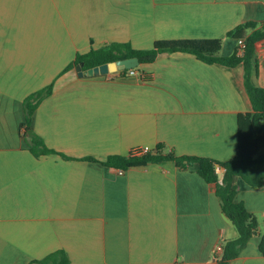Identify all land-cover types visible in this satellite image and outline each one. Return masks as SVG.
<instances>
[{
  "label": "crops",
  "instance_id": "1",
  "mask_svg": "<svg viewBox=\"0 0 264 264\" xmlns=\"http://www.w3.org/2000/svg\"><path fill=\"white\" fill-rule=\"evenodd\" d=\"M249 20L264 21V0H0V264L56 249L72 264H216L214 246L236 229L197 163L104 160L160 142L178 155L234 156L237 115L252 110L242 64L165 51L133 75L61 71L112 41L149 48L219 37L220 54L231 55L238 40L227 32ZM255 56L252 80L264 86V38ZM51 82L29 126L69 157L35 155L22 130L25 98ZM235 200L256 215L259 233L230 264H264V185L239 178Z\"/></svg>",
  "mask_w": 264,
  "mask_h": 264
},
{
  "label": "trees",
  "instance_id": "2",
  "mask_svg": "<svg viewBox=\"0 0 264 264\" xmlns=\"http://www.w3.org/2000/svg\"><path fill=\"white\" fill-rule=\"evenodd\" d=\"M227 35L243 39L245 46L240 52L239 46L231 55H221L222 39L219 37L202 38H166L155 40L149 48H135L128 41H112L94 47L81 53H76L61 72L76 68L82 62L86 69L105 62L126 57L137 56L139 63L149 62L161 52L186 51L197 58L213 63L218 62L228 66L241 63L243 66L244 86L252 104L251 111L240 112L237 115V151L227 160H218L210 156L178 155L172 150L166 151V145L157 143L144 154H110L104 163L127 168L133 165H143L148 162L174 160L178 166L188 167L198 164L197 171L208 182L216 184V194L220 200L221 210L236 229V235L222 241V251L215 257L216 264H230L248 240L259 233V222L256 215L247 209L242 201H236L238 179L241 178L252 187L264 185V86L253 82L252 77L258 71V58L255 56L256 42L264 38V21H245L227 32ZM138 68V66H136ZM60 72V73H61ZM54 82L31 92L24 100L25 121L22 130L26 136L29 148L35 155L59 153L69 157L54 148L49 147L44 140L29 126L31 115L46 95L52 91ZM87 159L94 160L93 157ZM217 167L224 169L219 177ZM260 250L264 252V234L260 242ZM28 264H72L63 249H56L41 258L32 259Z\"/></svg>",
  "mask_w": 264,
  "mask_h": 264
},
{
  "label": "water",
  "instance_id": "3",
  "mask_svg": "<svg viewBox=\"0 0 264 264\" xmlns=\"http://www.w3.org/2000/svg\"><path fill=\"white\" fill-rule=\"evenodd\" d=\"M82 62L76 65V70L81 76H92L98 74H106L109 72H116L119 70L136 67L139 63V58L137 56L126 57L118 60H113L109 62L102 63L100 65H95L88 67L86 69L82 68ZM219 177H222V172L218 171Z\"/></svg>",
  "mask_w": 264,
  "mask_h": 264
},
{
  "label": "built area",
  "instance_id": "4",
  "mask_svg": "<svg viewBox=\"0 0 264 264\" xmlns=\"http://www.w3.org/2000/svg\"><path fill=\"white\" fill-rule=\"evenodd\" d=\"M238 46L240 48V52L243 51V47L245 46V42L243 39H238ZM138 72V69L136 67H131V68H127L125 69L124 73L126 75H133L135 73ZM111 73V72H109ZM108 73V74H109ZM152 148H150L147 145H142V146H136L134 148L131 149L130 153H132L133 155H140V154H144L146 152H148L149 150H151ZM119 172H123V169H120ZM222 251V242H218L213 249V257L217 258V255L220 254V252Z\"/></svg>",
  "mask_w": 264,
  "mask_h": 264
}]
</instances>
